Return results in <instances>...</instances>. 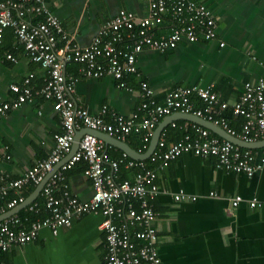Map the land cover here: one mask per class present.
<instances>
[{"label": "crops", "instance_id": "0c3cea01", "mask_svg": "<svg viewBox=\"0 0 264 264\" xmlns=\"http://www.w3.org/2000/svg\"><path fill=\"white\" fill-rule=\"evenodd\" d=\"M198 1L206 4L216 18L215 39L200 37L197 42H183L161 53L143 49L137 55L136 73L124 78L130 91L118 87L108 76L80 77L78 64L66 63V74L79 78L72 93L74 100L91 112L107 104L126 116L140 102L141 80L150 84L159 101L166 91L179 86H210L219 104H226V108L218 105L219 117L229 125L231 120L237 122L238 129L230 126L239 130L244 119L233 115L232 106L239 100L245 81L264 76V0ZM43 4L58 18L64 31L75 36L79 45L89 44L101 25L121 9L137 16L147 11L146 0H44ZM28 16L32 22L45 20V13L32 12ZM169 27L170 19L165 16L156 28V35L167 34ZM220 42L224 45L220 46ZM8 53L15 57V62L7 59ZM30 72L34 73L30 81L32 88L39 89L46 71L27 57L12 29H5L0 44V104L16 96L10 85L23 84ZM182 116L175 112L159 119L156 127L163 125L160 137L164 136L166 143L180 139L185 127L194 123ZM60 131V117L53 110L52 101L40 95L0 114V155H10L9 159H0V170L11 178L20 177L36 160L48 155L53 136ZM102 138L112 157L123 152L115 139L108 135ZM150 140L144 145L141 137L131 133L122 141L145 153ZM240 147L259 150L262 146ZM69 153L57 165L65 162ZM139 160L155 168L148 158ZM84 166L80 162L65 172L71 193L81 200L92 194L91 183L83 174ZM130 169L124 179H133L134 169ZM119 177L120 174L117 179L123 180ZM156 184L159 193L152 201L156 212L154 226L158 253L165 264H264V166L248 177L217 167L214 156L183 153L157 171ZM33 191L30 187L24 190L26 199ZM179 191L197 199L176 201L173 196ZM210 191L217 196L209 197ZM235 195H241L244 200L232 207L230 199ZM251 198L262 201L263 205L249 207L247 200ZM36 199L42 202L40 193ZM15 208L17 214L24 210L21 205ZM8 211L4 213L6 216ZM101 220L102 216L93 212L74 217L71 225L59 228L55 235L44 228L37 239L14 245L1 257L10 264H102L106 247Z\"/></svg>", "mask_w": 264, "mask_h": 264}, {"label": "built area", "instance_id": "2783aa9c", "mask_svg": "<svg viewBox=\"0 0 264 264\" xmlns=\"http://www.w3.org/2000/svg\"><path fill=\"white\" fill-rule=\"evenodd\" d=\"M43 2L0 0V44L4 30L12 29L27 57L47 74L39 89L30 84L33 72L24 78L23 84L10 85L16 96L0 104V114L40 95L52 101V108L60 117L61 131L54 134L48 155L36 160L20 177L11 178L0 170V216L23 204L26 200L24 190L35 189L71 151L76 134L81 132V136L76 151L44 183L40 191L42 202L35 199L24 206L27 213L43 211V215L30 219L28 215L13 213L0 219V264H10L2 259V253L14 245L34 241L42 229L48 228L55 235L59 228L71 225L74 217L93 212L102 216L100 227L106 247L102 264H165L158 253V234L154 226L156 212L152 204L159 193L157 171L166 168L183 153H192L214 156L217 167L251 177L264 166V146L259 150L244 149L206 127L190 123L177 141L166 143L164 136L159 138L148 157L154 168L124 151L112 157L104 140L90 131L103 132L119 140L126 139L131 133H140L145 145L161 117L179 112L208 120L245 142H257L264 139V76L245 81L239 100L232 106L233 115L244 119L239 130L219 117L218 105L226 108V104H219L210 86H179L166 91L159 101L150 84L141 80L138 87L140 102L130 114H120L107 104L91 112L72 97L79 78L66 74V63H77L80 77L108 76L118 87L130 91L132 89L124 78L136 73L138 53L143 49L165 52L183 42H197L200 37L215 39L216 18L211 9L198 0H146L145 15L137 16L121 9L101 25L89 44L79 45L74 35L64 31L58 18L44 8ZM32 12L45 13V20L30 21L28 15ZM165 16L170 19L169 31L157 36L156 28ZM219 44L224 45L223 42ZM6 57L11 62L16 60L10 53ZM9 158L8 153L0 155L1 160ZM80 162L85 164L83 174L92 187L90 198L85 200L71 193L65 175ZM121 166L134 169L133 179H117ZM208 196L216 197L217 193L210 191ZM173 197L176 201L197 199L184 191ZM243 200L241 195H235L230 204L237 207ZM247 203L249 207L263 205L255 198Z\"/></svg>", "mask_w": 264, "mask_h": 264}, {"label": "water", "instance_id": "95a60500", "mask_svg": "<svg viewBox=\"0 0 264 264\" xmlns=\"http://www.w3.org/2000/svg\"><path fill=\"white\" fill-rule=\"evenodd\" d=\"M185 119H188L194 123H197L199 125H202L203 127L208 128L209 130L215 132L216 134L220 135L221 137H223L224 139H227L237 145H240L242 147H246V148H253L255 146H264V139H261L257 142H245L241 139H239L238 137L231 135L229 133H227L223 128L219 127L218 125H214L212 122L205 120L201 117L195 116L193 114H185V113H181ZM163 130V125H158L154 131L153 134L151 136V140L149 143V147L147 149V151L145 153H139L138 151L132 149L126 142L116 139L113 136H110L106 133L103 132H92L93 134H95L96 136H98L99 138H102L103 135H108L109 137L115 139L118 144L117 146L120 147V149H122V151L128 153L129 156L133 157V158H148L149 155L153 152V150L155 149L157 142L160 138L161 132ZM81 136V132H78L75 136V139L73 141L72 147H71V151L69 153V157L76 151L77 147H78V142ZM103 139V138H102ZM68 157V158H69ZM59 165L54 166L53 170L49 171L47 173V175L45 176V178L35 187L34 191L27 197V199L25 200V202L23 204H21L22 207H24L25 205H27L28 203H30L31 201L35 200L36 197L39 195L44 183L46 182V180L51 176V174L53 173L54 170L57 169ZM18 211L17 208L11 209L8 211L7 214L11 215L13 213H16ZM6 217V214H3L0 216V219Z\"/></svg>", "mask_w": 264, "mask_h": 264}, {"label": "trees", "instance_id": "16d2710c", "mask_svg": "<svg viewBox=\"0 0 264 264\" xmlns=\"http://www.w3.org/2000/svg\"><path fill=\"white\" fill-rule=\"evenodd\" d=\"M230 125L231 126H235L236 129L239 128L237 122H233L232 120L230 121ZM136 135H138L139 137L142 136L140 133H137ZM181 135H177V137L180 138ZM130 171H131V169H127V168L121 166L120 167V171H119V174H120V177L119 178L120 179L126 178V176H127L126 174H128V172H130ZM33 189H34V187H30V190L33 191ZM10 196H12V194H10ZM135 206L137 207L136 204H135ZM18 215H21V216L28 215L30 217V219H36V218L41 217L43 215V211L40 214H30V213H27V211L24 209V210L19 211Z\"/></svg>", "mask_w": 264, "mask_h": 264}]
</instances>
